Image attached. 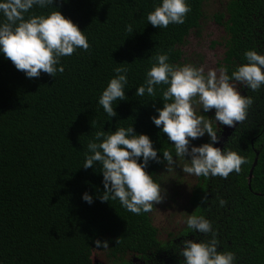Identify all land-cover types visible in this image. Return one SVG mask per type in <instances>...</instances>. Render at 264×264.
Instances as JSON below:
<instances>
[{"label":"trees","instance_id":"trees-1","mask_svg":"<svg viewBox=\"0 0 264 264\" xmlns=\"http://www.w3.org/2000/svg\"><path fill=\"white\" fill-rule=\"evenodd\" d=\"M158 2L56 0L50 8L32 9L37 15L59 9L88 38L89 50L76 49L62 57L65 70L56 77L42 72L27 78L0 54V264H94V253L106 256L110 264H183L182 241L207 238L185 225L162 239L154 224L157 204L151 212L136 215L118 200L101 202L99 165L82 167L95 133L115 131L117 126H133L136 133L149 135L156 149H169L175 157L174 142L151 120L158 115L155 109L163 107L167 85L157 86L155 96L138 97L135 92L158 53H167L172 64L194 63L184 57L182 46L201 28L205 0H188L191 11L185 22L164 29L147 21ZM214 17L226 31L219 66L229 75L246 62L247 50L264 54V0H229L226 11ZM129 23L131 35L125 31ZM120 64L129 69L127 97L114 102L117 116L110 118L98 100ZM245 92L254 103L220 147L247 159L240 173L196 176L191 186L181 180L183 160L171 171L150 162L147 171L161 185L165 206L181 203L182 188L188 191L190 213L200 207L198 214L209 219L217 233L218 250L234 252L235 264H264V86ZM194 110L206 119L215 116ZM213 126L217 130L215 122ZM209 139L206 134L192 144L200 146ZM85 192L94 198L91 205L82 200ZM205 193L208 203L202 204ZM97 239L109 247L96 248Z\"/></svg>","mask_w":264,"mask_h":264},{"label":"clouds","instance_id":"clouds-1","mask_svg":"<svg viewBox=\"0 0 264 264\" xmlns=\"http://www.w3.org/2000/svg\"><path fill=\"white\" fill-rule=\"evenodd\" d=\"M55 3L56 0H0V54L27 78H38L42 72L56 77L65 70L62 57L72 55L76 49L89 50L85 31L58 7H55L58 10L39 15L31 11L36 7L50 8ZM190 11L188 0H159L148 13L147 21L153 27L164 29L170 24H183ZM125 31L131 35L133 25L127 24ZM151 59L152 65L146 71L144 83L136 88L135 96H155L157 86L167 85L162 93L163 107L155 109L158 115H153L151 120L162 134H167L169 141L174 142L171 145L175 157L169 149H156L150 136L136 133L133 126H117L115 131L95 133L87 144L82 166L89 169L99 165L104 185V192L99 196L101 202L118 200L124 209L136 215L151 212L164 198L161 185L147 171L150 162L165 164L167 171H171L183 160V173L197 177L227 178L232 172L240 173L247 159L235 151L216 146L222 137L213 122L235 127L237 122L246 120L254 99L243 95L233 82H239L252 92L264 86V54L255 49L244 53L246 62L238 65L231 75L224 66L205 72L204 67L192 63L172 64L167 53H158ZM120 65L114 69V77L98 100L110 118L117 116L114 102L127 97L129 69ZM194 104L201 105L204 113L215 109L214 118L198 115ZM206 134L209 142L200 146L192 144ZM158 152H162V157ZM82 200L89 205L94 202L88 192L82 195ZM201 203H208L207 193ZM224 203L221 199V206ZM199 208L187 215L185 224L191 233L207 238L182 241L179 254L183 264H235L234 252L218 250L213 224L198 214ZM95 246L109 247L107 241L99 239L95 240Z\"/></svg>","mask_w":264,"mask_h":264},{"label":"rangeland","instance_id":"rangeland-1","mask_svg":"<svg viewBox=\"0 0 264 264\" xmlns=\"http://www.w3.org/2000/svg\"><path fill=\"white\" fill-rule=\"evenodd\" d=\"M228 1L229 0H205V17L201 28L196 30V32H192L186 44L182 46L185 57L189 58V62L192 61L195 66L204 67L205 72L213 68L218 69L219 63L224 56L225 47L221 44V41L224 42L226 31L222 25L217 24L214 20V15L217 12H225ZM235 84L242 92L244 86L240 83ZM194 107L196 110L202 109L201 105L194 104ZM212 112H215V109H213ZM224 127L218 125V128L223 129V131L225 129ZM196 179V176L185 174L181 180L182 182L184 181V185L186 183L193 186L196 183ZM181 192L184 194L182 200H180L181 203L179 202L180 204L168 202L169 205L165 206L160 202L153 212L154 224L159 229L162 239L168 238L171 232L177 231L179 228L185 226V219L188 214H191L192 208L190 207L191 205L188 204V191L182 188ZM93 255H95L97 259L96 264H110L106 256L96 253ZM99 258L102 259V261L98 262Z\"/></svg>","mask_w":264,"mask_h":264},{"label":"water","instance_id":"water-1","mask_svg":"<svg viewBox=\"0 0 264 264\" xmlns=\"http://www.w3.org/2000/svg\"><path fill=\"white\" fill-rule=\"evenodd\" d=\"M236 126H237V123H236L235 127H228V126H227V127L224 129V133H223V136H224L223 138H224V139L221 138L219 144L216 145L217 147L220 148V146H221V147L223 146V141H225V139L231 134V132L236 128ZM257 163H258V155H257V157H256V159H255V161H254L253 167H252V169H251V171H250L249 184H251L252 177H253V174H254V168L256 167ZM92 259H93V263L96 264V263H97V259H96L95 255L92 256ZM99 261H102V259L99 258V259H98V262H99ZM98 264H101V263H98Z\"/></svg>","mask_w":264,"mask_h":264},{"label":"flooded vegetation","instance_id":"flooded-vegetation-1","mask_svg":"<svg viewBox=\"0 0 264 264\" xmlns=\"http://www.w3.org/2000/svg\"><path fill=\"white\" fill-rule=\"evenodd\" d=\"M217 13H218V12H217ZM215 16H216V13H215ZM214 20L216 21L215 17H214ZM216 22H217V21H216ZM217 24H219V23L217 22ZM197 32H199V31H197ZM221 44L225 47L223 41H221ZM182 50H183V49H182ZM225 51H226V48H225ZM224 54H225V52H224ZM184 57H185V54H184ZM224 57H225V56H223V59H224ZM223 59L220 61V63H223ZM220 63H219V65H220ZM219 67H220V66H219ZM245 90H247V89H243V90H242V94H243V95H246ZM237 124H238V122H237ZM217 127H218V124H217ZM223 127H224V126H223ZM226 127H227V126H225L224 128H226ZM217 130H218L217 132H221V133L223 132V133H224L223 129H219V128H217ZM223 133H222V138L224 137V136H223ZM218 135H220V134L218 133ZM223 139H224V138H223ZM220 147H221V146H220Z\"/></svg>","mask_w":264,"mask_h":264}]
</instances>
